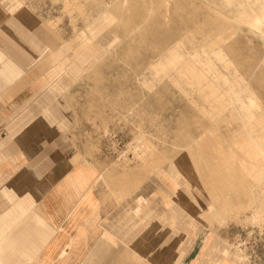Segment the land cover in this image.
Wrapping results in <instances>:
<instances>
[{"label": "rangeland", "instance_id": "374dc122", "mask_svg": "<svg viewBox=\"0 0 264 264\" xmlns=\"http://www.w3.org/2000/svg\"><path fill=\"white\" fill-rule=\"evenodd\" d=\"M159 1L74 0L76 8L82 12L83 4L86 5L89 11L92 8L88 16L90 18L97 14V10L93 9L94 3L96 5L98 2H102L106 8L112 10L110 20L102 19L96 24V30L93 32V34L98 35L97 38L102 43L108 45L110 56L102 63H99L94 71L89 72L88 76L83 73L81 79L75 83L71 80L72 82L70 81L65 89H59V80L62 78L58 75L65 74L68 79L69 75H67V72L73 74V67L61 68L56 65L55 58L61 57V59H64L67 56V54L56 53V51V54H54L55 66L52 74L50 75L48 71L51 68L50 66L46 67L47 71L45 72L50 75L49 79H53L52 95L48 96L46 94L48 92L46 87H42L38 91H33L26 87L13 99L14 101L18 100L21 108L30 106L29 111L47 115L46 120H40L38 123L35 120H30L27 123L29 128H31V133L22 138L26 145L38 143V148H41V146L50 143L51 139L56 138L68 146L69 151H73L74 155L79 153L81 159L85 162L89 161V158H93L101 167H108H104L106 171L116 172V176L122 168L126 169H123L125 172L122 170L121 174L125 173L129 177V174L132 176L134 174L135 177L129 178L131 182L128 181L131 183L129 186L132 189L134 187V190L123 194L124 197L120 202V208L126 212L125 219L130 214V216L135 215L133 218L137 220V214L140 211V209L137 210V207L141 205L142 199V204L145 206L148 203L147 200L150 202V197L154 196L152 192L154 188L149 185L150 189H148V185L145 182L150 184L153 177L157 178L161 171H166L169 174V159L172 158V155L182 151L189 156V147L192 145L199 144L198 146L202 147L199 149V153L200 156L206 157L208 160V165L205 167L207 173L213 174L214 179L216 177L218 181L221 174V171L217 170L219 164H221L220 151L217 150L216 146L217 138L210 133V131L213 132L217 129V121L215 119L220 115L218 112L220 104L213 101L215 92L213 87H209L210 81L206 79L203 83H197L196 77L185 74V71L181 72L183 74L182 79L172 81L171 78H168L165 83L161 82L155 84V86L139 79L138 74L142 72V69L145 71L148 68L146 63L163 51V48L159 45H154L156 42L164 43L166 38H170V42H177L181 37H192L198 45L204 43L202 40L203 35L200 32L197 33V26L193 27V22H188L191 30H187V22L177 14V12H180L177 8L181 6H178L176 2L185 3V0H166L169 4L168 7L165 4H162L161 7ZM74 2L73 0H9L8 6L0 3V11H9L11 13L10 5L13 4L15 6L14 9H16L25 3L26 5L23 4V7L29 9L39 22L33 25L28 33L26 31L22 32L18 27L14 26L12 33L15 41L33 47L29 38L33 34L43 45L47 42L49 48L46 45L43 53L54 46H56L57 50L66 51L68 49L63 50L64 47L61 46L60 42L62 40L66 41L68 43L66 47L68 48L70 47L69 43L73 45L77 29L81 28L86 22L84 15H78L76 14L78 11H72V9H75L72 5ZM153 2H155L154 6ZM195 2L200 5L201 9L203 7V10H199L200 13H203L208 8L210 11H215L216 9V11H222L235 19H237V13L245 4H250L255 8L261 6L260 0H195ZM64 7H67V10ZM70 7L73 8L71 9ZM156 12L159 16L154 15ZM117 13H119L118 19ZM202 15L199 16L200 20ZM115 17L117 20L112 23ZM166 18H170L173 21L172 32L168 31L170 27L168 23L164 25ZM44 21L52 29L48 28L49 26ZM55 33L57 34L55 35ZM242 35L249 38L245 41L246 43L239 44L240 58L238 57V59L242 62L243 67L247 69L250 65V61L248 62L247 60L248 55L259 54L263 51L260 48H264V31L246 23ZM172 37L173 39L171 40ZM253 47H257L261 51L254 50ZM256 51L259 53H256ZM71 52H73V49ZM70 56L73 57V53ZM6 68L8 70L10 68L8 63H6ZM19 74L20 72L15 75L17 79H19ZM254 81L256 86L259 85L264 88V81L257 79ZM190 83H192L191 88L189 87ZM68 88L70 91L67 94ZM195 94L200 99H203V95L208 94V100L205 105L203 102L195 100L193 96ZM26 95L30 97L24 98ZM36 96L40 99H47L49 102L47 107H41L36 102ZM46 96L51 98L48 99ZM52 103L53 105H51ZM61 105L65 106L67 110ZM18 111L19 109H15L14 114L18 113ZM63 117L67 120L63 121V119H60ZM203 121L205 123H202ZM206 125L208 129L200 128ZM3 130L4 127L0 130V133ZM2 133L4 134L5 131ZM33 154L31 153L30 156ZM165 156L168 161L163 160L159 164L154 161L156 157L162 159ZM102 161L105 163L104 165ZM104 168L101 171L103 174L105 173ZM146 172L150 174L148 175ZM162 175L164 176V173ZM118 176L121 177L120 174ZM119 177L116 184L120 182ZM141 178H143L142 181H139ZM136 179L138 180L135 183L134 180ZM137 182L139 184L142 182L145 187L139 186L144 187L145 194L149 191L148 193L152 194V196L149 197L147 195L148 198L145 194L144 196L140 194L139 192L144 193V191H140L143 188L138 187ZM164 185L168 186V183ZM229 185L231 189L235 188V184L233 188L231 184ZM228 191L224 196L222 194L223 198L220 195V199L225 202L220 200L222 208L218 206L223 219L221 221L217 220V222L214 220L216 223L212 222L214 223L212 227L216 229L220 225L216 230L231 241L236 242L235 248L237 250H239L237 244L245 248V252L253 264H264V227L260 226L259 223H252L245 219L246 212L244 210L241 214L236 213V193L234 190H229V188ZM137 193H139V196ZM131 194H133V197H130ZM228 194L231 196L234 194L233 198L231 196L229 197L232 198L230 200L226 198ZM240 196L242 202L246 200L245 194H240ZM139 197L141 200H139ZM129 198L131 203L138 204L139 202L140 204L138 206L137 204H131ZM228 202L229 204L232 202V205L230 204L231 208ZM225 204L229 206L227 207ZM132 207L136 209H132ZM226 209L227 211H224ZM132 210L136 211V213H132ZM144 211L142 209L141 212L144 213ZM124 217L122 218L123 220H125ZM247 221L248 223H246ZM126 228H129L127 224ZM141 260L142 264H149L145 259L141 258Z\"/></svg>", "mask_w": 264, "mask_h": 264}, {"label": "bare ground", "instance_id": "6f19581e", "mask_svg": "<svg viewBox=\"0 0 264 264\" xmlns=\"http://www.w3.org/2000/svg\"><path fill=\"white\" fill-rule=\"evenodd\" d=\"M8 1L9 0H0V3L8 6ZM196 2L195 0H185V3L177 1V5L181 6L177 8L180 11L177 12V14L187 22V30H191L190 23L188 22H193V27L197 26V33L200 32L203 35L202 40L204 43L198 45L192 37H181L177 42H170V38H166L164 43L156 42L154 45H159L163 48V51L156 57L151 58V60L146 63L148 68L145 71L142 69V72L138 75L140 80L148 84L151 83L150 85L153 84L154 86L161 82L165 83L168 78H171L172 81L182 79L183 74L181 72L183 71H185V74L191 75V77H196L197 83H203L206 79L210 81L209 87H213L215 92L213 101L219 102L220 104L218 109L220 115L215 119V121H217V129L213 132L210 131V133L217 138L216 146L217 150L220 151L221 164H219L217 170L221 171L219 176L221 181L219 180V183L216 177L214 179L213 174H208L205 170V167L208 165V160L206 157L200 156L199 149L202 147L198 146L199 144L189 147V156L182 151L173 154L172 158L169 159L170 173L168 174L166 171H161V174L159 173L157 178L153 177L151 180L152 184L145 182L148 185V189H150L149 185H152V188H154L152 190L154 195L152 198L150 197L152 194H149L147 189L148 192L145 194V186L143 183L140 182L141 184H139L137 182L138 187H140L139 185L144 186L140 187L143 188L140 191L143 190L144 193H139L143 194V196L144 194L145 196L149 195L151 200L149 202V200L146 199L148 203L145 206L142 204L143 199L140 202V206H138L140 204L137 200L138 198L136 199L138 204L132 202L133 205L137 204V210L140 209V211H138L137 220L133 218L135 215L130 216L129 214L126 219L124 217V221H126L129 227L126 228L125 224L124 235L126 239L129 240L134 235V229H136V232L139 227L141 230H144L160 215V217L167 219L169 225H172L174 229L172 237L173 242L180 241L185 245L184 242L187 235L194 229V236L190 238L189 243L186 244L183 249V261L188 259H191V261L195 260L194 253L196 248L200 247L199 257L208 258L212 262L220 264H251L252 262L245 252V248L237 244V248L239 249L237 250L235 248L236 242L231 241L228 237L223 236L216 230L220 225H218V227L216 225V229L212 226L217 220L221 221L223 219L219 211V207L221 206L220 208H222L220 200H223L220 199V195L222 196L223 194L224 196L229 188V190H234L236 193L237 203L235 205V212L241 214L244 210V212H246L245 219L252 223H259L260 226L264 227V88H261L259 85H257V87L255 85L256 83H254L255 79L264 81V48H260L261 50L263 49V51H261L260 49L258 50L257 47H253L254 50L257 49V51L261 52L259 53L256 51V53L260 55L252 54L253 57H251L252 55H248L247 60L248 62L250 61V65L247 69L243 67L242 62L238 59L240 55L238 51L240 49L239 44L246 43L245 41L249 38L242 35L244 25L247 23L264 31V0H260L261 6L259 8H255L250 4H245L239 13H237V19L226 15L222 11H216V9L215 11H210L208 8L204 10L206 12L203 11V13H200V5H197ZM23 4L26 5L25 3ZM23 4L16 9H14L15 6L12 4L10 8L12 12H15L24 6ZM154 4L155 2H153V6ZM159 4L161 7L162 4H165L167 7L169 5L166 0H160ZM72 5L75 7V9L70 7L72 11H78L76 14H82L86 17L85 24L77 29V35L73 39V45L69 43L73 52H71L72 49L70 47L71 50L66 47L68 43L62 40L60 43L61 46L64 47L63 50H68H57L56 46H54L47 53V59L54 62L56 59L55 63L59 67H73V74L67 72V75H69L68 79L65 74L58 75L62 78L59 80V89H65L71 80L75 83L81 79L83 73L85 76H88L89 72L94 71L99 63H102L110 56L108 45L102 43L99 38H97L98 35L93 34V32L96 30V24L102 21V19L110 20L112 10L106 8L102 2H98L96 5L94 3L93 9L97 10V14L95 16L93 15L94 18H90L88 16L92 8L91 11H89L86 5L83 4L82 6H84V8L82 7V12L76 8L75 2ZM202 5L204 6V4ZM201 10H203V7ZM9 13V11H0V21L9 15ZM180 13H182V15H180ZM201 14L203 15L200 20L199 16H201ZM154 15L159 16L157 12ZM118 18L119 13H117V19ZM117 19L115 17L112 23ZM169 19L166 18L164 20V25L168 23L170 25L168 31L172 32L173 21L172 19L169 21ZM45 23L47 24V22ZM48 28L51 27L49 26ZM56 34L57 33H55V35ZM172 39L173 37L171 40ZM55 52L67 54V56H65L64 59H61V57L54 59ZM72 53L73 57L70 56ZM13 69L15 72L20 71V68L15 64H13ZM49 77L50 75H47L48 80ZM189 87H192V83L189 84ZM13 91L16 92L15 89L6 90L5 92L9 94ZM69 91L70 89L68 88L67 94ZM193 96L197 102L201 101L204 105L208 100V94L203 95V99L198 98L196 94ZM62 107L66 109L65 106ZM202 123L205 122L203 121ZM200 128L208 129V126L206 125ZM163 160L168 161L166 156L162 159H158L157 157L154 159L158 164ZM73 161L79 163L83 160L80 154L77 153L74 155ZM123 169L125 170L126 168H122V170ZM124 170L123 172H125ZM121 171H119L121 177L118 176V173L116 176V172L113 173L111 170L106 171V169L105 175L103 172H101V174L106 180L108 179V181L110 180L114 183L119 177L122 186L121 193L125 194L134 190V182L136 183L138 179L134 180L132 189L129 186V184H131L129 183L131 182L129 178L133 177L134 174L133 176L129 174L130 177L128 175L127 177L125 173L121 174ZM126 172L128 171L126 170ZM147 173L148 175L150 174L149 172H146V174ZM163 173L164 176L162 175ZM143 178L139 181H142ZM232 180H234L233 185L235 184L234 189H231L229 185H232ZM166 183H168V186L164 185ZM139 193H137L138 196ZM240 194L246 195L245 201L242 202ZM132 195L133 194H131L130 197H133ZM143 196L142 198H144ZM230 196L231 195L228 194L226 198ZM232 198H229V200ZM139 200H141L140 197ZM229 205H227V207ZM170 207H172V212H170ZM133 208L135 207H132V209ZM142 209L145 210L144 213L141 212ZM224 211H227V209ZM230 211L231 210H229V212ZM132 213L135 214L136 211L134 212L132 210ZM132 213L131 215H133ZM214 220H216V222H214ZM248 221L246 223H248ZM124 245H126L125 248L127 249L128 244ZM124 252L126 253L127 251L125 250ZM160 252L166 256L165 251ZM191 252L192 255H190ZM208 263L210 264V262Z\"/></svg>", "mask_w": 264, "mask_h": 264}, {"label": "crops", "instance_id": "0c3cea01", "mask_svg": "<svg viewBox=\"0 0 264 264\" xmlns=\"http://www.w3.org/2000/svg\"><path fill=\"white\" fill-rule=\"evenodd\" d=\"M22 7L0 21V130L4 127L0 133V264H142L141 258L149 264H220L199 257L200 247L195 260L183 261V249L194 229L185 245L173 242L174 229L160 215L144 230L134 229L127 240L125 210L120 208L122 186L101 174L106 166L93 158L72 161L73 151L56 138L41 148L22 140L31 133L27 123L46 120L47 115L29 111L30 106L21 108L13 99L26 87L33 91L46 87L51 96L53 79L46 75L55 66L47 59L48 50L43 53L47 42L43 45L33 34L29 36L33 47L15 41L14 26L28 33L39 22ZM13 64L20 68L19 79ZM11 89L16 92H5ZM35 99L41 107L49 103ZM15 109H19L16 114Z\"/></svg>", "mask_w": 264, "mask_h": 264}]
</instances>
